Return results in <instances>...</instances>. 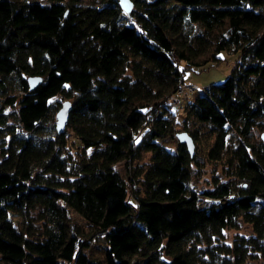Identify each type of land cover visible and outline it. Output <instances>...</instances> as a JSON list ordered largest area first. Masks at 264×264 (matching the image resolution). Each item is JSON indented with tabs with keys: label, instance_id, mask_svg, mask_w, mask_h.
I'll return each mask as SVG.
<instances>
[{
	"label": "trees",
	"instance_id": "16d2710c",
	"mask_svg": "<svg viewBox=\"0 0 264 264\" xmlns=\"http://www.w3.org/2000/svg\"><path fill=\"white\" fill-rule=\"evenodd\" d=\"M132 3L126 13L118 0H0V94L18 92L0 103V121L17 99L20 126L0 135V264L264 259V0ZM222 51L237 54L226 80L180 117L167 110L185 68L219 63ZM30 77L41 81L32 88ZM57 95L71 100L62 133L45 127ZM178 129L195 144L212 136L207 159L228 166L203 190L208 205L189 185L195 156L160 141ZM143 152L149 162L126 178L114 167ZM241 222L251 233L225 243L223 230ZM97 234L104 260L85 252Z\"/></svg>",
	"mask_w": 264,
	"mask_h": 264
},
{
	"label": "rangeland",
	"instance_id": "374dc122",
	"mask_svg": "<svg viewBox=\"0 0 264 264\" xmlns=\"http://www.w3.org/2000/svg\"><path fill=\"white\" fill-rule=\"evenodd\" d=\"M89 1V0H86ZM132 1V0H131ZM123 15V19H124ZM235 53H227V52H220L219 57L221 61L219 63H207L201 67H191L185 68L183 71L184 80L193 85L195 88V94L201 93L203 88L209 86L210 84H219L226 80L227 76L230 74L232 66L236 59ZM183 66L181 67V69ZM17 91L13 89H9L7 95L1 96L0 94V103L3 105L5 104L4 101L7 99L8 96L17 95ZM61 95H57L52 99V102L58 103L60 107L61 103L66 100ZM71 101V100H70ZM56 107L53 111V118L49 119L45 122V127L47 128L50 124L55 123V114L58 110ZM17 109L18 103L17 99H15L14 103L4 108V115L7 117L5 118V122L0 121V135L3 134V131L8 129L10 125H12L16 132L20 130V126L18 125L17 121ZM55 126V125H54ZM180 128V127H177ZM178 132H183V130L178 129ZM264 134V130H255V136L261 138V135ZM67 148L73 154V157H76L78 153L82 152V147L79 144L77 138L73 135V132L70 128L67 129ZM7 140L8 138L5 137ZM264 140V139H263ZM167 148L174 151L176 148V141L177 137L176 134L173 136H168L162 140H160ZM213 137L212 136H205L202 135L199 140H197V144L194 143V152L193 156L196 158V162H192L188 167L190 170V179L189 185L191 188H194L198 192V204L200 206L208 205L210 202L209 198H205L204 194L202 193L203 190L212 187L213 180H226L228 179L226 175V167L224 160L218 161H211L207 159V149L210 143H212ZM90 150H87V154ZM150 153L143 152L139 158H136L133 161H125L121 160L114 164V167L119 171V173L126 178L129 174L133 173L141 168L144 164L149 162ZM134 186V185H133ZM133 188V187H132ZM129 189V194H130ZM69 214L71 218L78 224L85 226V220L77 215L74 211L69 210ZM13 217V216H12ZM13 219H18L19 217H13ZM223 241L227 244H232L233 239L236 235H245L248 236L251 233L250 226L245 222L240 223L239 228H226L223 230ZM106 250V243L104 240V236L102 234H97L94 236L93 239L90 240V245L85 249V252L88 257L96 258L100 260H104ZM264 259L259 256L257 259H248L247 262L249 264H262Z\"/></svg>",
	"mask_w": 264,
	"mask_h": 264
},
{
	"label": "water",
	"instance_id": "95a60500",
	"mask_svg": "<svg viewBox=\"0 0 264 264\" xmlns=\"http://www.w3.org/2000/svg\"><path fill=\"white\" fill-rule=\"evenodd\" d=\"M118 4L123 11L129 13L132 8L131 0H118ZM41 81L40 77H30L29 83L30 87H35ZM71 109V101L66 99L64 100L55 114V130L57 133H62L66 128L68 123L69 111ZM261 138L264 139V134L261 135ZM179 142L184 143L187 147V150L190 155H193L194 152V142L192 138L186 132H180L177 136Z\"/></svg>",
	"mask_w": 264,
	"mask_h": 264
},
{
	"label": "built area",
	"instance_id": "2783aa9c",
	"mask_svg": "<svg viewBox=\"0 0 264 264\" xmlns=\"http://www.w3.org/2000/svg\"><path fill=\"white\" fill-rule=\"evenodd\" d=\"M195 91L193 85L187 83L185 80L181 81L175 95L165 103L166 109L173 112L176 117H180L186 102L194 99Z\"/></svg>",
	"mask_w": 264,
	"mask_h": 264
}]
</instances>
